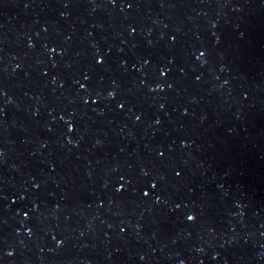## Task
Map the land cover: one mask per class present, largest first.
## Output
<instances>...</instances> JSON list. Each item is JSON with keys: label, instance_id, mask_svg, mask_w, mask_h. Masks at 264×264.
Wrapping results in <instances>:
<instances>
[{"label": "water", "instance_id": "water-1", "mask_svg": "<svg viewBox=\"0 0 264 264\" xmlns=\"http://www.w3.org/2000/svg\"><path fill=\"white\" fill-rule=\"evenodd\" d=\"M0 264H264V0H0Z\"/></svg>", "mask_w": 264, "mask_h": 264}, {"label": "clouds", "instance_id": "clouds-1", "mask_svg": "<svg viewBox=\"0 0 264 264\" xmlns=\"http://www.w3.org/2000/svg\"><path fill=\"white\" fill-rule=\"evenodd\" d=\"M110 95H111V93H110ZM192 220V219H191Z\"/></svg>", "mask_w": 264, "mask_h": 264}]
</instances>
